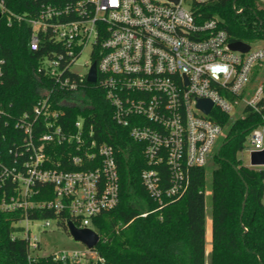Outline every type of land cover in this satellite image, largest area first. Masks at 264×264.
I'll return each instance as SVG.
<instances>
[{
  "label": "built area",
  "instance_id": "obj_1",
  "mask_svg": "<svg viewBox=\"0 0 264 264\" xmlns=\"http://www.w3.org/2000/svg\"><path fill=\"white\" fill-rule=\"evenodd\" d=\"M215 1L40 0L34 13L18 14L0 0V19L30 25L32 50L47 36L62 48L40 60L46 84L30 110L13 116L0 106V213L10 222V237L26 241L28 264L43 257L89 264L98 254L89 248L44 252L28 229L18 234L23 222L44 219L49 227L52 219H66L96 230L93 219L120 202V150L97 137L92 91L103 93L104 113L144 157L141 181L157 207L143 217L182 197L193 170L214 159L227 127L220 114L231 117L238 107L260 111L264 80L249 85L264 47L245 41L248 51L232 49L223 20L205 15ZM87 45L91 60L85 73L76 72ZM94 62L97 79L89 82ZM4 65L0 53V77ZM201 98L213 102L209 112L198 105ZM249 136L251 158L264 149V118ZM50 211L55 217H43Z\"/></svg>",
  "mask_w": 264,
  "mask_h": 264
},
{
  "label": "trees",
  "instance_id": "obj_2",
  "mask_svg": "<svg viewBox=\"0 0 264 264\" xmlns=\"http://www.w3.org/2000/svg\"><path fill=\"white\" fill-rule=\"evenodd\" d=\"M7 8L18 14L34 13L40 0H5ZM242 8V12L237 10ZM208 17L218 16L232 41L264 39V5L258 0H218L205 8ZM31 27L25 21L8 23L0 19V53L5 59L0 77V106L17 116L30 110L41 98L46 84L40 73V60L54 57L62 49L46 37L34 51L29 46ZM48 54V55H46ZM98 61V57H95ZM67 59L62 66L67 65ZM97 137L120 150V202L93 219L100 241L93 249L98 258L89 264H207L206 255V167L192 172L189 190L162 209L143 217L157 204L150 200L140 173L144 157L126 132L104 113L103 93L92 91ZM58 98V96H56ZM262 108L245 110L244 117L230 121L219 115L230 128L213 159L212 170V250L210 264H264V167L246 165L239 156L251 130L263 123ZM75 117V115H74ZM123 133V134H122ZM1 141V140H0ZM248 185V197L243 201ZM55 217L46 212L43 217ZM7 215L0 213V264H28L27 243L12 239ZM68 232L66 219L59 222ZM35 264H72L40 258Z\"/></svg>",
  "mask_w": 264,
  "mask_h": 264
},
{
  "label": "rangeland",
  "instance_id": "obj_3",
  "mask_svg": "<svg viewBox=\"0 0 264 264\" xmlns=\"http://www.w3.org/2000/svg\"><path fill=\"white\" fill-rule=\"evenodd\" d=\"M254 48L264 47V39L257 38L253 42H251ZM91 60V45H87L81 55L77 58L76 62L73 65V70L79 73H85L87 66L86 62H90ZM264 80V62H261L256 65L252 75V82L249 86L254 85L258 81ZM245 112L242 107H238L234 111L231 112L230 121H234L237 118L244 117ZM231 124V123H230ZM230 124L224 128L222 135L219 138L218 145H220L226 136ZM251 146L250 136L248 135L247 140L245 142V147L242 151L239 152L240 158L246 165H249L250 155L247 148ZM218 147V146H217ZM214 167L213 160L210 161L206 168V218L208 229V233L210 231L211 221H212V194H211V185H212V170ZM264 167V166H258ZM52 225L49 227H44L43 224L45 222L44 219L36 222H26L22 223L23 230L22 232H18L19 235H23L27 232H30L31 236H37L41 242V247L44 252H50L53 250L59 249H78V250H87L88 247L81 241L75 240L74 237L67 232L59 223L58 219H52ZM24 232V233H23ZM92 255H95L94 253ZM207 264H210V257H207Z\"/></svg>",
  "mask_w": 264,
  "mask_h": 264
},
{
  "label": "water",
  "instance_id": "obj_4",
  "mask_svg": "<svg viewBox=\"0 0 264 264\" xmlns=\"http://www.w3.org/2000/svg\"><path fill=\"white\" fill-rule=\"evenodd\" d=\"M230 47L234 50H240L246 52L249 50L250 45L245 41L237 40V41H232L230 43ZM96 79H97V65L96 62H94L88 73V81L95 82ZM198 105L201 108H203L206 112H209L213 106V102L210 99L201 98L199 99ZM250 159H251L250 160L251 165L255 167L264 166V149L259 151H253L251 153ZM246 188L247 189H246L245 199L243 201V209L241 216L243 214L246 200L249 194L247 183H246ZM67 225H68V232L74 237V239L83 242L89 249H94L98 244V242L100 241L101 238L100 234L92 228L77 227L74 224V222L71 220L68 221Z\"/></svg>",
  "mask_w": 264,
  "mask_h": 264
},
{
  "label": "crops",
  "instance_id": "obj_5",
  "mask_svg": "<svg viewBox=\"0 0 264 264\" xmlns=\"http://www.w3.org/2000/svg\"><path fill=\"white\" fill-rule=\"evenodd\" d=\"M206 221H207V218H206ZM206 225H207V223H206ZM205 236H206V255H207V257H210V253L212 250V221H211L209 233H208V229L206 228ZM207 260H208V258H207Z\"/></svg>",
  "mask_w": 264,
  "mask_h": 264
}]
</instances>
